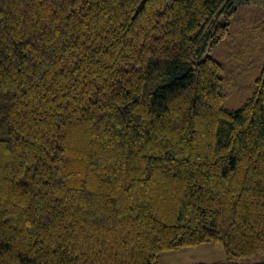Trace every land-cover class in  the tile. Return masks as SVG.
<instances>
[{
  "label": "trees",
  "instance_id": "1",
  "mask_svg": "<svg viewBox=\"0 0 264 264\" xmlns=\"http://www.w3.org/2000/svg\"><path fill=\"white\" fill-rule=\"evenodd\" d=\"M249 3L0 0V264L264 257V62L228 109L205 55Z\"/></svg>",
  "mask_w": 264,
  "mask_h": 264
},
{
  "label": "rangeland",
  "instance_id": "2",
  "mask_svg": "<svg viewBox=\"0 0 264 264\" xmlns=\"http://www.w3.org/2000/svg\"><path fill=\"white\" fill-rule=\"evenodd\" d=\"M218 22L229 23L231 34L224 43L205 55L221 61L226 59L228 99L225 106L235 109L252 95L254 80L264 62V0H250L228 22L223 17ZM224 260V249L218 244L164 253L160 264H215ZM258 262H264V257L255 258L251 264Z\"/></svg>",
  "mask_w": 264,
  "mask_h": 264
},
{
  "label": "water",
  "instance_id": "3",
  "mask_svg": "<svg viewBox=\"0 0 264 264\" xmlns=\"http://www.w3.org/2000/svg\"><path fill=\"white\" fill-rule=\"evenodd\" d=\"M255 264H264V262H258V263H255Z\"/></svg>",
  "mask_w": 264,
  "mask_h": 264
}]
</instances>
